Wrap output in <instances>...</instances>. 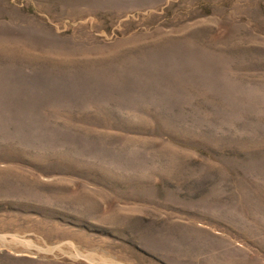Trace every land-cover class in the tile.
<instances>
[{
	"label": "rangeland",
	"instance_id": "rangeland-1",
	"mask_svg": "<svg viewBox=\"0 0 264 264\" xmlns=\"http://www.w3.org/2000/svg\"><path fill=\"white\" fill-rule=\"evenodd\" d=\"M0 264H264V0H0Z\"/></svg>",
	"mask_w": 264,
	"mask_h": 264
}]
</instances>
